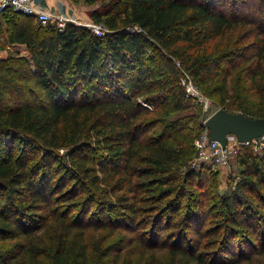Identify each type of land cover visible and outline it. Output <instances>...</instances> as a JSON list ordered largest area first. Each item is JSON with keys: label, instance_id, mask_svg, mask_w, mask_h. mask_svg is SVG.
Returning <instances> with one entry per match:
<instances>
[{"label": "trees", "instance_id": "16d2710c", "mask_svg": "<svg viewBox=\"0 0 264 264\" xmlns=\"http://www.w3.org/2000/svg\"><path fill=\"white\" fill-rule=\"evenodd\" d=\"M228 4L108 0L90 13L103 35L0 13L5 42L26 48L0 56V264H160L163 250L168 264H238L233 234L247 240L238 252L264 254V155L242 147L246 179L218 200L208 164L198 169L206 185L192 179L198 113L174 115L198 104L184 74L233 111L220 62L235 56L234 43L208 46L242 29L239 43L255 48L258 102L254 111L238 95L237 112L264 117V17L248 20ZM203 211L219 217L197 231L221 237L216 253L186 235ZM96 232L108 243L94 254ZM225 253L230 262L218 260Z\"/></svg>", "mask_w": 264, "mask_h": 264}, {"label": "rangeland", "instance_id": "374dc122", "mask_svg": "<svg viewBox=\"0 0 264 264\" xmlns=\"http://www.w3.org/2000/svg\"><path fill=\"white\" fill-rule=\"evenodd\" d=\"M108 0H94V1H87V0H78L76 2H73L71 0H66V9H70L72 11L73 18L79 22V23H91L93 24V21L90 19V13L93 10L100 9L102 6L107 2ZM228 4V7H226V11L230 10V5L237 6V12L239 15H244L248 18V20L259 19V17H264V11L258 12L255 11V8H258L256 6H259L258 0H226ZM233 3V4H232ZM55 13H60V11H57V9H53ZM69 11V10H68ZM228 12V11H227ZM237 14V16H239ZM95 24V23H94ZM4 26L1 25V28ZM243 33L242 29H238L236 32L226 34L223 38L217 39L215 41H212L209 43L208 50L214 51L215 53L219 51L229 50L232 43H234V51H236L235 56L232 57L228 56V58L223 59L220 62V66L229 67L228 68V75L226 78V93L228 95V98L226 99L225 106L232 109L234 112H237V103L240 101L237 97L238 95H241L243 98L246 99L247 104L256 111L257 108V102L258 97L256 93V86L252 84L251 82V74L254 71L255 67V58L251 57L252 53L255 52L254 47H248L244 41L242 40L239 43V38L241 37V34ZM238 43V44H236ZM236 44V45H235ZM9 52H17L20 54H26V48L25 46H12L8 45L7 42H5V34L4 29H0V56H6ZM230 55V54H228ZM247 58V59H246ZM246 59V60H245ZM219 83V82H217ZM259 85L261 82L258 83ZM199 93L201 98L196 99L198 102L195 103L197 105H190L186 106L181 112L174 114L177 115L180 118H187L192 116L194 113H198L199 118L197 121L196 126L199 127V129L202 128V131L204 130L203 126V120L206 118V116L210 115L213 111H215L217 108H219V97L220 94L216 93L212 96L206 95L204 92L202 93L200 89ZM194 100V99H193ZM194 102V101H193ZM189 125L194 126V124L189 123ZM196 129V128H195ZM158 127L154 129V131H157ZM201 131V132H202ZM195 133H197V130H195ZM252 149V147H248ZM254 154H256L257 159L260 161L261 156L264 155V147L258 148L256 151L252 149ZM243 153V149H239L236 153L231 155L227 165L224 166H215L211 163H208V166L210 170L214 171V177H216V181L218 183L216 193L218 194V200H223L226 197L232 196L234 193L239 191L238 184L240 181L245 180L246 175H244V172H242L243 165L240 162L241 155ZM202 164L194 157V163L193 166L196 169L195 174L193 175L192 179L193 182L196 183L197 180H201L203 185H206L209 180H207L206 176L203 177L201 172L198 171L199 167ZM205 165V164H203ZM204 169V168H203ZM209 170V169H208ZM245 195V194H244ZM225 197V198H224ZM250 203V202H249ZM214 218L212 214H209L207 211H203L200 221L198 225H195V228H188V232L186 235L191 236L192 240L195 242V245L197 243L200 244V248L204 249V243L206 242L209 245V248L211 251L216 250L214 253L219 251V248H217V245L219 243V240H221V237H219L216 233L212 232V234H204L202 232V239L198 236L197 231L199 228L203 231L208 225L214 226L216 221H218L219 217H215L213 223H210L209 220ZM203 222V223H202ZM241 229H238V232ZM235 233V232H234ZM234 237L231 235L229 237L231 243L234 244L237 254L239 255L242 261L238 262V264H264V254H257L252 253L255 252V247H247L248 251L247 254H252V258L250 261L246 258L247 254H242V252H238L240 247H246L247 240H244L240 243L237 242L238 236L233 234ZM92 242L94 243L92 246V250H94V254L96 253L97 247L99 249H103L104 246L108 243V240L103 242L102 235L99 232H96L92 235ZM173 242V240H172ZM252 244H257L256 242H253ZM184 245H186V242H184ZM206 250L208 248H205ZM234 255H236L235 252H233ZM93 254V255H94ZM223 255L226 256H220L218 260L226 262H230L231 255L228 253H225ZM158 259L160 261V264H168V257L166 254V250L159 251ZM246 258V259H245ZM179 264H184L183 262Z\"/></svg>", "mask_w": 264, "mask_h": 264}, {"label": "built area", "instance_id": "2783aa9c", "mask_svg": "<svg viewBox=\"0 0 264 264\" xmlns=\"http://www.w3.org/2000/svg\"><path fill=\"white\" fill-rule=\"evenodd\" d=\"M12 10L25 15L33 16L35 21L42 25L54 23L58 28H63L68 22L79 24L89 28L97 35L104 34V28L100 24L79 23L72 14L66 12L55 13L49 8L44 0H0V13ZM179 65V63H177ZM181 84L185 87L188 96L196 99L201 98L197 86L193 83L187 74L181 79ZM144 105L148 106L144 103ZM207 117V116H206ZM196 159L203 164L211 163L215 166L227 165L231 155L236 153L242 147H252L253 150L264 147V135L253 138L249 141L240 142L234 134L227 135L226 145L222 146L218 141L209 140V132L206 128L195 140Z\"/></svg>", "mask_w": 264, "mask_h": 264}, {"label": "water", "instance_id": "95a60500", "mask_svg": "<svg viewBox=\"0 0 264 264\" xmlns=\"http://www.w3.org/2000/svg\"><path fill=\"white\" fill-rule=\"evenodd\" d=\"M209 140L226 145L227 135L234 134L238 141H249L264 135V117H249L240 112L217 108L203 120Z\"/></svg>", "mask_w": 264, "mask_h": 264}, {"label": "crops", "instance_id": "0c3cea01", "mask_svg": "<svg viewBox=\"0 0 264 264\" xmlns=\"http://www.w3.org/2000/svg\"><path fill=\"white\" fill-rule=\"evenodd\" d=\"M44 2L51 9H57V11L72 14V11L70 9H68L69 11L66 9V0H44Z\"/></svg>", "mask_w": 264, "mask_h": 264}]
</instances>
